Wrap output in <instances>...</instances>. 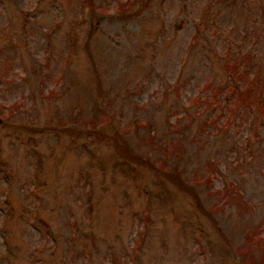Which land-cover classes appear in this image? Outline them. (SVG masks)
Returning a JSON list of instances; mask_svg holds the SVG:
<instances>
[{
  "label": "rangeland",
  "instance_id": "rangeland-1",
  "mask_svg": "<svg viewBox=\"0 0 264 264\" xmlns=\"http://www.w3.org/2000/svg\"><path fill=\"white\" fill-rule=\"evenodd\" d=\"M233 67L264 85V0H0V264L264 262V94L214 99ZM111 136L204 176L203 212Z\"/></svg>",
  "mask_w": 264,
  "mask_h": 264
},
{
  "label": "trees",
  "instance_id": "trees-1",
  "mask_svg": "<svg viewBox=\"0 0 264 264\" xmlns=\"http://www.w3.org/2000/svg\"><path fill=\"white\" fill-rule=\"evenodd\" d=\"M84 3L86 4V7H89L91 5V0H84ZM227 53L223 54V58L227 56ZM227 66V65H224ZM226 71V70H225ZM227 81L219 87V90L217 91L216 97L214 99H217L218 101H225L226 106H228V111L231 113H235V109H237V106H234L235 104H240L241 107L243 105L246 106L247 99H255L257 94H264V85L260 83L259 80H257L255 77L254 79H250L249 81H246L245 83H241L242 75H241V69H235L234 67L227 70ZM235 74V77H234ZM210 85H206L201 91H199L198 95L194 98L193 103H199L200 98H203V102L208 100V96L210 95V91L207 93V89H210ZM260 104L259 107L264 103L263 96L260 97ZM190 104V105H192ZM264 108V107H263ZM264 113V112H262ZM264 115V114H262ZM264 117V116H263ZM111 146L114 149V151L120 156L122 159H125L131 163H134L138 166H142L148 169L153 170L156 172L157 175L162 177L165 181L170 183L172 186H174L178 191L184 193L187 195L191 200L194 201L195 208L199 210L201 213L203 212L200 198H199V192L196 188V185L201 183L205 177H199L197 174H194V181H192V184L186 183L183 178H181V175L174 170L176 168L175 164L170 167L168 170L164 168V162L159 161L157 163L151 162L148 159H143L141 156L136 155L131 152L129 149L127 143L125 141H122L120 139H116L115 137H110ZM176 145V142L171 139L168 140V143H166L165 148L168 147L167 153H171V147L173 150V147ZM215 196L217 199L224 204L233 202L234 196L232 195L231 190H225V191H216ZM206 214V213H205ZM245 254V253H242ZM241 254V255H242ZM261 260L264 259V251L262 250L261 254L258 255ZM259 264V263H258ZM261 264H264L262 262Z\"/></svg>",
  "mask_w": 264,
  "mask_h": 264
}]
</instances>
